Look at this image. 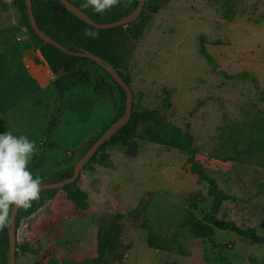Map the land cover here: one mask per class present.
<instances>
[{
    "label": "rangeland",
    "instance_id": "1",
    "mask_svg": "<svg viewBox=\"0 0 264 264\" xmlns=\"http://www.w3.org/2000/svg\"><path fill=\"white\" fill-rule=\"evenodd\" d=\"M143 15L141 37L122 43L127 55L120 72L129 81L134 109H157L167 123L190 135L205 172L228 196L217 219L264 235V164L245 156L222 162L240 135L254 132V125L264 127V0H169L156 14L145 10ZM19 17V0H0V55L9 75L32 79L36 89L0 119L13 135L35 142L28 167L45 179L75 164L116 119L121 94L110 83L99 96L73 79L61 95L54 82L65 73L49 71ZM201 42L215 65L201 56ZM105 154L106 164H91L77 181L92 212L59 217L28 244L50 252L48 264H81L79 254L93 244L100 224L120 229L125 250L114 264H264V245L214 228L221 248L213 249L183 226L189 215L201 220L212 205L207 185L186 172L183 153L144 140L136 157H127L120 144L109 145ZM150 233L168 250L149 248ZM16 264L42 261L19 250Z\"/></svg>",
    "mask_w": 264,
    "mask_h": 264
},
{
    "label": "trees",
    "instance_id": "2",
    "mask_svg": "<svg viewBox=\"0 0 264 264\" xmlns=\"http://www.w3.org/2000/svg\"><path fill=\"white\" fill-rule=\"evenodd\" d=\"M138 1L120 0V7L117 11L109 14L97 13L92 7L84 8L83 4L86 3V0L71 2L94 22L106 24L115 22L128 15L136 7ZM168 1L146 0L144 9L136 22L126 27L107 30L96 29L85 24L65 10L58 0H32V14L37 27L51 39L62 45L68 52L88 51L99 56L109 62L118 71L123 81L129 85V81L120 72L122 62L127 55L122 43L129 38L138 40L141 37L147 23V18L143 15L145 10L149 14H156L162 4H166ZM19 7V21L29 32L30 38L37 43L38 51L49 71L52 74H57L59 71L65 73L61 79L54 82L60 94L64 93V85L72 83L73 79L89 85L93 92L99 96L105 95L109 84L112 83L120 91L122 101L119 113L113 122L120 118L125 109L124 91L94 62L72 56L41 41L29 23L23 0H19ZM86 32L96 33L95 38L85 35ZM200 54L208 64L215 65L202 42L200 44ZM94 68H97L98 71ZM33 89H36V85L32 79L22 74H15L14 76L8 74V69L5 67L4 60L0 55V115H4L16 108L23 101L25 94ZM261 100L264 102V98ZM254 128L255 131L249 132L245 138L241 135L237 138L233 153L226 154L222 159L223 163L229 164L234 160L240 161L245 156L255 160L254 162L264 164V127L257 129L254 125ZM5 132H9L8 125L0 119V134ZM144 140L162 148L183 153L186 156L188 165L186 172L207 185V195L212 199L209 211L201 220H195L193 215H189L183 222V226L189 228L194 238L206 240L213 249H219L221 246L216 244L213 239L214 228H216L231 231L254 245H264V235H259L254 228L241 229L234 222L216 218L228 196L219 188L216 179L205 172L202 158L198 154L197 149L193 147L190 135L177 126L167 123L157 109L144 108L135 110L134 105H132V114L129 121L101 145L89 162L84 165L83 170H86L91 164H106L108 157L105 154V149L109 145L120 144L124 148V153L127 157H136L138 155V143ZM94 141L91 142L90 146ZM238 144L242 145L241 149H239ZM42 156L33 163V168L40 166ZM73 167L74 164L53 172L45 179H41V186L59 183L71 177ZM77 181L58 188L42 189L40 200L36 206L32 205L28 210L18 209L14 228L16 257L19 250H23L28 254L39 256L42 264H48L50 252H41L28 246L37 231L41 227L53 225L61 216L74 219L84 217L92 212V206L88 202L87 195L78 187ZM40 209H44V211L41 212ZM260 228L264 230V212L260 220ZM7 232L8 228L0 231V259L2 264H7ZM120 238L121 232L119 228L100 224L96 230L93 244L79 254L81 264L119 263L125 250ZM147 246L153 249L168 250L163 241L153 233L148 236Z\"/></svg>",
    "mask_w": 264,
    "mask_h": 264
},
{
    "label": "water",
    "instance_id": "3",
    "mask_svg": "<svg viewBox=\"0 0 264 264\" xmlns=\"http://www.w3.org/2000/svg\"><path fill=\"white\" fill-rule=\"evenodd\" d=\"M58 1L62 4L65 10H67L74 17L81 20L85 24L100 30L114 29L117 27H126L129 24L136 22L144 9V5L146 2V0H139L136 7L128 15L122 17L121 19L115 22L102 24V23L94 22L86 13H84L78 7H76L70 0H58ZM23 3L29 19V23L34 33L38 36V38L41 41L49 45H52L58 50L70 54L72 56L85 58L94 62L97 66L102 68L125 93V109L123 115L120 118H118L115 122H113L76 161L73 167L72 176L59 183L41 186V190L58 188L76 182L80 176V173L83 170L84 165L89 162L90 158L101 147V145L104 144L106 141H108L129 121L132 114V91L130 89V86L123 81L118 71L106 60L88 51L68 52L62 45L51 39L43 31H41L37 27L33 18L32 0H23ZM17 213H18V209H16L15 206H13L12 212L10 213L12 224L10 227H8V232H7V236H8L7 264H16V239H15L14 228H15V217Z\"/></svg>",
    "mask_w": 264,
    "mask_h": 264
},
{
    "label": "clouds",
    "instance_id": "4",
    "mask_svg": "<svg viewBox=\"0 0 264 264\" xmlns=\"http://www.w3.org/2000/svg\"><path fill=\"white\" fill-rule=\"evenodd\" d=\"M119 3L120 0H86L83 7L103 13ZM85 35L95 38L96 33L86 32ZM35 151V142L26 136L11 132L0 134V231L11 226L13 206L28 210L34 201L40 200L42 181L39 176L34 177L28 167Z\"/></svg>",
    "mask_w": 264,
    "mask_h": 264
}]
</instances>
